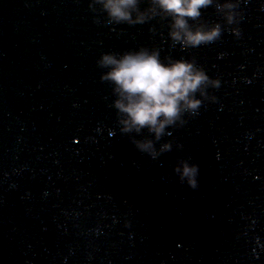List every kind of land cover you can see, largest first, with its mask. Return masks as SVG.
<instances>
[{
    "label": "water",
    "instance_id": "1",
    "mask_svg": "<svg viewBox=\"0 0 264 264\" xmlns=\"http://www.w3.org/2000/svg\"><path fill=\"white\" fill-rule=\"evenodd\" d=\"M90 4L0 0V264H264V0H213L199 23L221 34L196 48L172 44L169 19L109 24ZM141 48L219 81L155 159L131 142L146 130L120 132L97 66Z\"/></svg>",
    "mask_w": 264,
    "mask_h": 264
},
{
    "label": "clouds",
    "instance_id": "2",
    "mask_svg": "<svg viewBox=\"0 0 264 264\" xmlns=\"http://www.w3.org/2000/svg\"><path fill=\"white\" fill-rule=\"evenodd\" d=\"M141 0H92L89 5H99L100 12L106 14L109 24L139 25L159 17L169 19L168 38L173 45L182 48H196L217 40L221 26L199 23L202 10L213 4V0H147L148 6L141 10ZM223 14L227 25L234 23L236 5L224 3L216 5ZM190 21L192 23H190ZM234 34L238 35V32ZM97 66L107 71L101 75L102 82L112 85L116 99L113 107L117 112L120 132L137 134L146 130L152 139H132L135 149L147 154L151 159L171 150L164 143L157 151L154 143L166 135V129L183 125L185 113L194 114L203 99L206 89L219 87L218 80H211L194 61L184 59L161 60L155 49L141 48L135 52L103 54ZM174 172L181 183L190 189L198 187V166L185 160L177 162Z\"/></svg>",
    "mask_w": 264,
    "mask_h": 264
}]
</instances>
